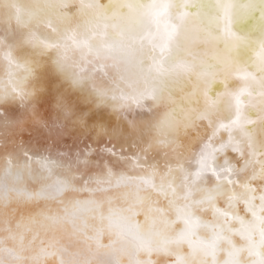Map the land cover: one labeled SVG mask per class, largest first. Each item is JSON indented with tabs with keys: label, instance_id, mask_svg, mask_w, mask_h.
Listing matches in <instances>:
<instances>
[{
	"label": "snow or ice",
	"instance_id": "6c2138e0",
	"mask_svg": "<svg viewBox=\"0 0 264 264\" xmlns=\"http://www.w3.org/2000/svg\"><path fill=\"white\" fill-rule=\"evenodd\" d=\"M247 4L249 31L236 0H39L0 21V160L43 130L84 194L0 202V264H97L125 231L127 264H264V0ZM159 217L183 230L150 246Z\"/></svg>",
	"mask_w": 264,
	"mask_h": 264
},
{
	"label": "bare ground",
	"instance_id": "6f19581e",
	"mask_svg": "<svg viewBox=\"0 0 264 264\" xmlns=\"http://www.w3.org/2000/svg\"><path fill=\"white\" fill-rule=\"evenodd\" d=\"M38 3L39 0H0V21H7L10 18L14 21L22 15L26 17L28 11L37 8ZM236 4L240 22V19L247 14L248 4L247 0H236ZM250 21L252 22L248 28L253 30L258 22V13L254 14ZM237 27L240 29L239 23ZM256 34L258 35V31ZM40 75L45 86L50 91H54L57 77L51 68L45 66L40 69ZM253 118H255V113H253ZM19 138L32 147L22 152L18 149H13L14 154L7 162L0 160V202L8 203L11 201L15 203L18 192H44L55 197V199H50L47 202L51 208L55 209L61 199L67 200L73 195L83 198L84 194H74L72 192V186L79 184V173L75 172L77 165L73 160L57 155L55 149L48 151L44 148L50 142L46 132L43 130L25 131L20 134ZM65 145L74 147L71 137H64L56 146L60 147L61 152H67ZM217 171L219 170L217 169ZM221 175L223 174L221 173ZM182 176L185 180L192 178L187 168L182 170ZM201 178L208 179L206 175H202ZM65 184L69 186L68 189L63 194L57 195V189ZM123 207H127V205H123ZM136 219L141 223L143 222V216H138ZM173 229L176 231L183 230L172 222L171 217L168 222L164 221V217H159L154 227L155 234L150 246H156L159 241L171 234ZM105 242H107L106 237ZM138 245L139 241L136 236L125 231L122 233V243L107 251L102 250L98 253L97 264H116L118 260L121 264H127V254L134 252ZM69 250L77 251L78 248L71 246Z\"/></svg>",
	"mask_w": 264,
	"mask_h": 264
},
{
	"label": "water",
	"instance_id": "95a60500",
	"mask_svg": "<svg viewBox=\"0 0 264 264\" xmlns=\"http://www.w3.org/2000/svg\"><path fill=\"white\" fill-rule=\"evenodd\" d=\"M252 16H254V14L253 15H249V14H246V15H244L241 19H240V22H239V24H240V29H242V30H244V31H247V30H249V25L251 24V22L252 21H250V18L252 17ZM242 24V25H241Z\"/></svg>",
	"mask_w": 264,
	"mask_h": 264
}]
</instances>
